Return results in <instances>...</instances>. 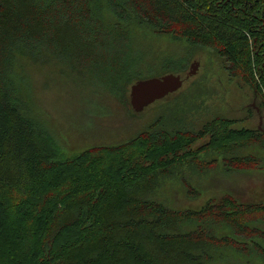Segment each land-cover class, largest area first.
I'll use <instances>...</instances> for the list:
<instances>
[{
	"label": "trees",
	"instance_id": "obj_1",
	"mask_svg": "<svg viewBox=\"0 0 264 264\" xmlns=\"http://www.w3.org/2000/svg\"><path fill=\"white\" fill-rule=\"evenodd\" d=\"M91 1L0 0V264H219L222 250L264 254L263 204L226 194L173 208L157 198L172 179L199 195L205 149L227 156L231 168L257 166L236 153L264 136L229 118L197 130L176 120L67 156L11 78L16 56L51 66L106 116L129 110L134 81L184 71L191 50L211 49L264 104V0H111L122 6L120 16L111 12L118 18L187 42L183 55L163 58L106 23ZM220 226L233 235L218 237Z\"/></svg>",
	"mask_w": 264,
	"mask_h": 264
},
{
	"label": "rangeland",
	"instance_id": "obj_2",
	"mask_svg": "<svg viewBox=\"0 0 264 264\" xmlns=\"http://www.w3.org/2000/svg\"><path fill=\"white\" fill-rule=\"evenodd\" d=\"M90 5L93 12L100 13L106 23L121 26L135 41L148 47L154 56L183 55L189 48L184 39H175L171 35L143 28L141 24L130 23L131 18H118L116 14L120 16L122 11L119 8L122 6L116 7L111 0H92ZM102 5L104 9L100 11ZM114 9L115 15L111 13ZM189 54L186 69L178 72L183 78L182 86L140 112L133 111L131 106L128 111L113 107L112 113L101 116L100 111L104 109H99L94 97L89 102H80L78 95L73 94L74 85L67 83L63 75L51 71V66L33 64L27 58L15 57L17 61H14L11 78L39 120L56 135L67 156L92 146L124 143L150 125L162 127L168 123L174 126L176 120L189 130L200 129L205 122L219 117L234 120L231 127L236 129H256L260 113L255 112L253 103L261 109L264 126L261 95L252 85L228 73V63L224 58L211 49L191 50ZM193 61L199 62L198 70L186 78ZM78 128H84L87 132H78ZM206 140H200L197 145ZM236 154L240 157L251 155L258 165L231 168L224 160L227 156L205 149L197 155L199 161L208 163V171L195 177V180L201 178L196 187L199 195L190 196L185 186L172 179L161 183L157 198L173 208L197 209L208 200H218L226 194L242 203L264 205V144L251 145L238 150ZM258 226L264 230V221L259 222ZM215 234L218 237L233 235L225 226L216 228ZM259 242L264 248V242ZM217 254L220 255L219 264H264L263 253L245 256L233 250H222Z\"/></svg>",
	"mask_w": 264,
	"mask_h": 264
},
{
	"label": "water",
	"instance_id": "obj_3",
	"mask_svg": "<svg viewBox=\"0 0 264 264\" xmlns=\"http://www.w3.org/2000/svg\"><path fill=\"white\" fill-rule=\"evenodd\" d=\"M198 61H193L186 78L197 72ZM183 83V78L179 73H165L160 76H152L134 81L128 92L129 103L133 111L140 112L149 104L162 99L177 91Z\"/></svg>",
	"mask_w": 264,
	"mask_h": 264
},
{
	"label": "flooded vegetation",
	"instance_id": "obj_4",
	"mask_svg": "<svg viewBox=\"0 0 264 264\" xmlns=\"http://www.w3.org/2000/svg\"><path fill=\"white\" fill-rule=\"evenodd\" d=\"M227 72L230 73L228 67H227ZM252 106L255 108V112H257V113L259 112L260 113L259 114V124H258V127L256 129H252V128H245V129H250L256 135H262V136H264L263 116L261 115V113H262L261 112V109H260L259 106H257L254 103L252 104ZM261 108L264 110V107H261Z\"/></svg>",
	"mask_w": 264,
	"mask_h": 264
}]
</instances>
